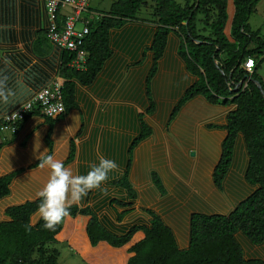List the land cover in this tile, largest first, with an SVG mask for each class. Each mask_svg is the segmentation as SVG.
Wrapping results in <instances>:
<instances>
[{"label": "trees", "instance_id": "trees-1", "mask_svg": "<svg viewBox=\"0 0 264 264\" xmlns=\"http://www.w3.org/2000/svg\"><path fill=\"white\" fill-rule=\"evenodd\" d=\"M260 1L234 0L235 13L231 25V35L228 36L225 32L228 20V0H116L111 4L109 10L98 11V15L89 23L90 32L80 47L87 52L84 68L72 65L76 58V52L62 51L60 74L64 78L62 85L64 113L57 118H51L43 115L39 110H33L22 120L19 128L20 130L31 116L44 117L50 125L46 136V143L49 147L47 155L53 153L54 144L51 135L54 124L71 110L79 107L76 100L77 82L84 86L91 85L102 71L105 62L113 55L110 44L111 30L121 28L128 22H151L157 25L154 41L151 46L146 48V51L151 50L154 54L153 66L146 81L150 106L145 112L139 114L141 130L130 145L126 168L121 177L112 182L113 186L126 190L129 200L128 202L119 199L112 200V204L124 208L120 211L115 207L119 222H122L124 217L133 210L131 208L133 201L138 197V191L131 180L134 150L154 133L153 127L146 122L145 115L153 114L156 111L151 84L158 71L160 59L165 53L169 34L173 30L180 38L178 54L186 63L188 71L195 75L197 80L186 90L175 106L168 126L186 102L197 95H203L212 104L225 106L235 104L237 107L229 112L225 125H210V128L218 127L227 130V135L222 143L221 157L213 171V182L217 189L224 190V181L233 164L236 142L239 135L242 134L243 144L246 146L249 156L245 174L246 181L250 185L257 186L254 192L240 201L228 214L193 212L190 216V230L181 222V217H185V215H181L179 217L180 235L183 242H186V239L189 242L188 247L184 249L180 248L172 227L153 209H144L150 216L149 225L135 224L126 232L117 234L104 225L91 205H73L70 208L69 216L85 215L89 217L86 231L92 246L95 247L105 242L112 247L120 248L130 243L138 231H143L145 236L129 248L132 255L127 264H264V75L259 72L264 62V59L259 58L264 50V37L261 36L259 30H253L249 23ZM150 3H152L153 9L152 18H140L138 13ZM64 20L65 17L60 15V22ZM118 39H115L116 48L123 53L134 54L133 57H135L138 43L131 47L124 44L122 39ZM119 57L123 58V56ZM248 57H254L257 60V65L252 73L242 68V64ZM143 78L144 70L142 69L134 70L131 73V87L135 85V93L141 91ZM242 80L243 84L237 90H230L228 85L230 81H234L235 85L233 86H236ZM256 82L261 84L262 89ZM246 83L247 85L244 86ZM139 103L141 105V99ZM166 114L167 107L163 106L162 110L152 118V121L150 120L157 130L156 126L162 125ZM197 114L195 112L191 116L195 118ZM123 117L126 118L124 114ZM130 118L127 117V119ZM192 121L187 117H182L176 122L173 129L176 138L184 135L182 131L184 126L188 128L194 125L190 124ZM195 129L196 127L192 130L191 135L193 141L194 135H196ZM81 132L80 130L77 135H80ZM17 133H13V137L10 139L0 141V149L5 144L12 142ZM172 139L171 137V142ZM214 139L212 144L209 143L211 145L209 148L203 147L208 144L205 138H203V142H200L201 146L206 149L207 156L210 151L214 155L217 153L218 147H215L217 139L215 137ZM171 142L168 143L169 147ZM240 142L241 140L238 141V144ZM159 145L154 150L164 149L163 145L161 147ZM150 152L151 148L145 145L138 166L135 163V171L136 168L139 170L146 162L153 163ZM176 154H179V150L170 147V156L174 158L173 160L170 157L171 162H182L186 169L191 167L186 158ZM160 155L154 164H167L168 158L161 152ZM75 156L76 143L72 139L69 156L64 161L65 166L71 163ZM39 163L40 161L37 160L31 167H36ZM21 171L22 169H18L0 176V199L10 194V185ZM150 177L159 193L162 196L166 195L168 191L160 173L153 169L150 172ZM235 188L240 189L241 191H236L242 194L245 186L241 181H238ZM39 203L40 199L36 198L9 206L6 209L5 214L9 220L0 222V264H60V251L52 245L59 242L56 236L61 233L68 216L56 226L55 231L45 229L44 221L41 218L36 224H32V215L36 212ZM183 230L184 232L187 230V235L184 237ZM239 241L243 247L248 249L256 245L261 246V256H247L245 253L246 257H249L247 259ZM120 256L124 257V255ZM112 259H114L113 256Z\"/></svg>", "mask_w": 264, "mask_h": 264}, {"label": "crops", "instance_id": "crops-1", "mask_svg": "<svg viewBox=\"0 0 264 264\" xmlns=\"http://www.w3.org/2000/svg\"><path fill=\"white\" fill-rule=\"evenodd\" d=\"M262 6L264 10V3ZM89 9L92 14L98 13L97 10H92L90 5ZM70 12V7H64L61 11V16L65 17V15ZM234 13V0H228V20L225 27V32L228 36L231 35V25ZM250 22L251 18L249 20V23ZM48 25L49 19L45 0H0V91H3L8 96L6 103L3 99H0V116L17 109L52 81L59 79L62 83L64 82V78L60 74L63 52L50 40L48 36ZM251 28L253 30H259L261 36L264 37V25H259V28H253L251 26ZM156 31L157 25L151 22H128L121 28L112 29L110 32V44L113 49V55L105 62L102 71L98 74L91 85L84 86L77 82L76 100L79 107L71 110L64 118L57 121L53 126L51 135L54 144L52 155L57 159L64 162L68 158L71 140H75V159L66 165V167H71L75 174H86L89 170V165L98 162V155L113 159L119 165V169L110 173L108 181L102 185V189L104 190L95 189L90 191L79 203L83 206L87 204L91 205L104 225H106L104 218L108 221H114V218L110 211H97L95 201L97 200L98 195L106 193L107 191H111L108 193L109 195H114L116 191H120V194L125 193V197L128 200L126 190L113 186L112 182L120 178L126 168L130 145L141 130L139 114L145 112L150 106L146 81L153 66L154 54L151 50L146 51V48L152 45ZM116 38L122 39L124 44L131 47L138 43L135 57H133L134 54H127L118 50L115 46ZM179 44L180 38L177 32L174 30L171 31L168 37V44L165 53L160 59L158 71L151 84L152 95L156 103V111L153 114H146L145 120L154 130V125L151 124L152 118L162 110L163 106H166V119L163 120L162 125L156 126L158 130L162 129L163 138L171 136L170 133L169 135L166 134V127L163 129L164 124L165 126L167 125V129H171V133L173 134V126H175L176 122L182 117H187L190 120H193L190 124L193 123L194 125L188 128L184 126L186 129L185 132L187 133L196 127L194 140L197 141L200 146V142H203V138L207 140L208 144H212L213 141H215L214 137L218 142V134L204 136V134L201 133L202 130L200 126L205 124L204 122H211V124H208V128H210V125H225L227 123V115L237 107L235 104L227 106L212 104L203 95H197L186 102L176 118L168 126L170 116L175 106L186 90L197 80V77L188 71L186 63L178 54ZM126 55H129V57H126ZM119 56H123V58L120 59ZM139 69L144 70V78L141 82V91L135 93V85L131 87L132 83L130 81V75L134 70ZM140 99L142 100L141 105H139ZM195 112L198 114L195 115L194 118L191 114ZM122 113L126 116L125 119ZM127 117L131 118L127 119ZM196 122L197 125L195 126ZM173 123L174 125H172ZM49 128L50 125L44 117L31 116L18 131L14 140L5 144L0 149V176L22 169V171L15 176L10 185V194L0 199V202L14 197V195L23 196L25 200H23V202H13L5 206V208L2 209L5 218L1 219L0 222L9 220L7 219L9 217L5 214V211L9 206L38 198L37 192L47 182L50 170L47 167L41 168L39 165L31 167V165L39 160L42 154H47L49 152V147L46 143V136ZM212 129H216V132H224L225 134L223 140H221L220 147L222 151V143L227 135V130L218 127ZM80 130L82 131L81 134L77 135ZM156 133L157 132L154 130L152 136L142 141L134 150L131 175L133 171L136 172L133 170L134 164L136 162L138 166L145 145L151 148V152L149 153L151 159L155 157L156 159L159 158L161 156L160 152L168 158V168L165 169H167L168 172L170 171L169 163L171 162V156L170 147L168 146L169 142L167 143L165 141V143L162 144L164 147L163 150H154L160 144L156 141ZM12 137V133L4 132L0 134V141ZM239 139L242 140L241 137ZM210 144L209 147H211ZM215 147H218V143ZM154 162L153 159V163ZM136 170L138 169L136 168ZM158 172L160 173V171ZM160 175L166 186L164 176L161 173ZM169 177L171 179V173L169 174ZM173 182L174 180H172V184L174 185ZM140 188L144 189V191H140L141 196L138 201V204L141 205L140 210L142 212H145L143 208L145 203L151 208L155 207V205H160L158 198L148 197V194L151 193V191H149L150 187L142 185ZM173 192L176 193V191ZM112 200L110 204L113 211L116 213L115 207L118 210H120V207L112 204ZM176 200L175 196L170 197V199H168V204L173 205L174 202L178 201ZM122 201L125 202L126 200L122 199ZM206 209L208 212L210 210H219L211 208V206H207ZM134 210L135 209L130 213ZM180 212L181 208H178L177 213H175L176 217L178 216L179 218L181 216ZM188 212L189 211L186 210L185 217L188 215ZM136 214L137 216L132 215L131 217H128L122 226L130 227L132 222L139 220L137 219L138 217L147 220L144 215H140L139 213ZM191 214L192 213L190 212L188 216L189 230ZM147 216L149 217L147 221H149L150 216L148 214ZM39 219L40 217L35 212L32 215V224H36ZM88 220L89 217L85 215H79L77 217L68 216L65 220L62 231L68 223L71 224V221L72 224H74V228L82 224L87 236V242L91 244L86 231ZM138 222L139 223L137 224H143L140 220ZM169 226L172 227L170 224ZM119 233L122 234L123 232ZM137 234H142L138 241L145 236L143 231H138L134 237ZM75 236L76 232L74 230L70 232L68 238L64 240L59 239L58 236L56 237L58 241H68L71 245V239ZM100 244L98 246H101ZM106 245L110 246L109 244ZM187 247L180 246V248L183 249ZM117 256H115V258ZM107 258L109 264H117V261H113L112 257L107 256Z\"/></svg>", "mask_w": 264, "mask_h": 264}, {"label": "rangeland", "instance_id": "rangeland-1", "mask_svg": "<svg viewBox=\"0 0 264 264\" xmlns=\"http://www.w3.org/2000/svg\"><path fill=\"white\" fill-rule=\"evenodd\" d=\"M116 0H91L90 6L92 10L97 11H107L109 10L111 4L115 2ZM263 3L260 1V3L257 4L255 13L251 16V26L253 28H259V25H264V10H263ZM152 3L147 4L142 11L138 13V16L140 18H152ZM95 12V11H94ZM95 16V15H94ZM81 27V24L78 25ZM126 57H129V55ZM259 72L264 75V63L260 67ZM205 124H202L200 126L202 130V134L204 136H209L210 134L219 135L218 139V148L216 155L213 156V162L210 166V158L206 154V149L203 147H208L209 144H206L201 148L200 144L197 141H193L191 135L192 130L185 132L186 129L183 127L182 131L184 135L180 138H176L171 132V129H167V125H163V129L166 127V134L171 136L164 137L162 129L157 130L154 127V130L156 133V141L160 143V147L165 141L172 142L170 144L171 148L179 150V154H176L177 156L184 157L187 159L188 164L191 166L190 168H185L182 165V162L176 163V161H172L169 163L170 167V173H171V179L169 177V172L167 169V164H154L156 162V157L154 159V163L148 162L144 164L139 170H136V172L133 171L131 177L133 180V183L138 191V198L133 201L132 209H135L132 213L126 215L122 222H119L117 219L116 213L113 211L111 207V200L116 198L120 200H126L125 202H128V200L125 197L124 194H120V191H116L114 195L108 194L111 191H107L106 193H101L98 195L97 200L95 201V207L97 208V211H110V213L113 214L114 221H108L104 218V221L106 222L107 227L112 230L113 232H118L117 234H120L119 232H126L131 226L139 223L138 221L142 222L145 225H149V217L147 216V213L142 212L140 210V206L138 204V201L140 199V191H144L143 188H140L142 185H146L149 188V191L151 193L148 194V197L152 198H158L160 205H155V207H152L153 210L157 211L163 219L166 221V223L169 225H172L173 230L175 232L176 237L178 238V242L181 247H187L189 242L186 239V242L182 241V236L180 235V223L178 216L176 217L175 213H177V209L181 208L180 215H185L186 210H188V213L193 212H202L207 214L212 213H221V214H228L230 211H232L237 204L244 200L247 196H249L254 190L257 188V186L250 185L246 181V169L248 167L249 163V156L246 150V146L243 144V137L242 135H239L237 139V144L235 148V154L233 159L232 167L230 168V171L224 181V190L220 191L217 189L213 182V168L216 166L220 153H221V140L224 138V132H216V129H210L208 128V124H211V122H204ZM158 124V123H156ZM174 125V123L172 124ZM174 127V126H173ZM168 132V133H167ZM195 136V135H194ZM242 138L241 142L238 144L239 138ZM179 143V144H178ZM182 144V145H181ZM185 146H184V145ZM181 145V146H180ZM182 147V148H181ZM184 152V153H183ZM173 153V152H172ZM141 155V152H140ZM209 152V156H210ZM154 157V156H153ZM173 160L174 158L171 157ZM171 159V160H172ZM191 161V162H190ZM136 163V162H135ZM187 165V166H189ZM135 164L133 170H135ZM153 169H157L160 171V173L164 176L166 187L168 194L167 195H161L157 188L152 183L150 172ZM212 175V176H211ZM172 180H174V185L172 184ZM238 181H241L244 186L246 187V191H244L242 194L237 193V191H234V188L236 186V183ZM139 185V186H138ZM172 186V187H171ZM171 187V188H170ZM170 191V192H169ZM173 191H176L174 193ZM240 194V195H239ZM239 195V196H238ZM176 197L177 202H174L173 205L168 204V199L170 197ZM24 200L23 196L14 195V197H11L9 199L3 200L0 202V220L5 218L3 216L2 209L5 208L8 204H11L13 202H22ZM163 202V204H162ZM148 203V202H147ZM135 205V206H134ZM207 206H211V208L219 209L218 211H212L206 209ZM142 208V207H141ZM143 208H151L148 204H144ZM142 208V209H143ZM151 208V209H152ZM186 209V210H185ZM192 209H195L191 211ZM120 210H124V208L120 207ZM185 210V212H184ZM106 213V212H105ZM136 213H139L140 215H144V217L147 218V220L142 219L141 217L137 218L139 220H136V222H132L130 227L122 226L124 221L131 217L132 215H136ZM187 216V215H186ZM177 219V220H175ZM82 224L76 228H74V224L68 223L65 227V229L62 231L61 234L58 235L59 239H66L70 235V232L74 231L76 232V236L71 239V245L68 241H59L56 244H53L52 246H55L60 251L59 256V262L60 264H109L108 258L117 256L113 261H117V264H127V261L129 257L132 255L131 252H129V248L138 241V237H140L142 234H137L130 243L127 245L120 247V248H112L105 243L100 244L101 246L93 247L91 244L87 242V236L85 233V230L83 229ZM241 233V232H238ZM242 234V233H241ZM243 235V234H242ZM189 236V235H188ZM137 238V240H135ZM189 239V237H188ZM185 243V244H184ZM240 243V241H239ZM264 243V242H263ZM262 243V244H263ZM241 244V243H240ZM261 245V244H259ZM242 246V244H241ZM244 255L245 253L247 256H261L262 247L256 245L255 247L248 249L246 247H243ZM79 252V253H78ZM261 253V254H260ZM119 255H124L120 256ZM246 257V255H245ZM118 258V259H117ZM247 259L249 257H246ZM117 259V260H116ZM116 263V262H115Z\"/></svg>", "mask_w": 264, "mask_h": 264}, {"label": "built area", "instance_id": "built-area-1", "mask_svg": "<svg viewBox=\"0 0 264 264\" xmlns=\"http://www.w3.org/2000/svg\"><path fill=\"white\" fill-rule=\"evenodd\" d=\"M48 14V36L60 50L76 52V58L72 65L84 68L87 60V52L81 49L87 34L90 32L89 23L98 13L92 14L89 9L91 0H45ZM64 7H70L71 12L65 15V20L60 22L61 11ZM95 15V16H94ZM81 24V27L78 25ZM264 59V50L259 56ZM257 65L254 57H248L242 64V68L252 73ZM243 84V80L235 85L234 81L228 83L230 90H237ZM63 83L58 79L39 90L32 98L24 102L12 112L0 116V131L16 133L19 131L22 120L33 110H39L43 115L57 118L65 111V103L62 95ZM247 83L244 85L246 86Z\"/></svg>", "mask_w": 264, "mask_h": 264}, {"label": "clouds", "instance_id": "clouds-1", "mask_svg": "<svg viewBox=\"0 0 264 264\" xmlns=\"http://www.w3.org/2000/svg\"><path fill=\"white\" fill-rule=\"evenodd\" d=\"M0 99L6 103L8 96L0 91ZM98 162L91 163L86 174H75L71 167L54 155L42 154L39 166L50 170L45 185L37 192L40 203L36 214L44 221V228L55 231L56 226L69 216L70 208L95 189H102L109 174L119 169L115 160L98 155Z\"/></svg>", "mask_w": 264, "mask_h": 264}, {"label": "flooded vegetation", "instance_id": "flooded-vegetation-1", "mask_svg": "<svg viewBox=\"0 0 264 264\" xmlns=\"http://www.w3.org/2000/svg\"><path fill=\"white\" fill-rule=\"evenodd\" d=\"M156 126V125H155ZM212 153V154H211ZM210 156H209V154H208V157L210 158V162H209V164H210V166L212 165V162H213V156H214V154H213V152L212 151H210ZM241 191L240 189H236V188H234V191ZM243 191H246V187H245V189H243ZM193 210H195V209H193ZM192 210V211H193ZM189 214L190 213H188V215L186 216V217H181V222H183V224L185 225V227L187 228L188 227V216H189ZM184 227V228H185ZM182 234H183V237H184V235L186 236L187 235V230H185V232H184V230H183V232H182Z\"/></svg>", "mask_w": 264, "mask_h": 264}, {"label": "water", "instance_id": "water-1", "mask_svg": "<svg viewBox=\"0 0 264 264\" xmlns=\"http://www.w3.org/2000/svg\"><path fill=\"white\" fill-rule=\"evenodd\" d=\"M217 63V62H216ZM218 64V63H217ZM250 79V78H249ZM258 84V86L262 89V86L259 82H256ZM249 164V163H248Z\"/></svg>", "mask_w": 264, "mask_h": 264}]
</instances>
